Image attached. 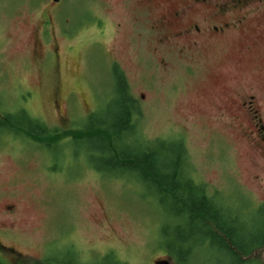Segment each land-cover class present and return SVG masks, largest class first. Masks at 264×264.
Masks as SVG:
<instances>
[{
  "label": "rangeland",
  "instance_id": "rangeland-1",
  "mask_svg": "<svg viewBox=\"0 0 264 264\" xmlns=\"http://www.w3.org/2000/svg\"><path fill=\"white\" fill-rule=\"evenodd\" d=\"M87 5L92 14L85 20L73 12L82 6L79 0H65L62 14H53L47 0H0V112L20 116L19 93L26 92L20 94L27 101L24 112L69 133L48 149L0 128V201L14 204L15 219L14 227L0 233V262L173 264L159 246L164 227L171 232L174 225L150 189L129 175L95 171L93 165H100V159L88 158L85 148L76 153L73 149L71 135L91 115L102 117L111 107L112 65L123 72L136 102L142 137L165 143L168 135L182 139L194 182L231 207L244 208L245 202L242 218L259 216V221L261 215L251 210L264 202V193L252 181L246 141L221 121L200 119L187 110L186 86L168 95L161 70L156 69L150 89L152 70L140 59L128 14L115 4L104 8L92 0ZM53 15L71 34L57 36L56 69L52 38L36 45L42 22ZM82 21L88 26L83 31L78 29ZM94 21L98 27H93ZM59 145H66L64 151ZM249 258L264 264V248Z\"/></svg>",
  "mask_w": 264,
  "mask_h": 264
},
{
  "label": "flooded vegetation",
  "instance_id": "flooded-vegetation-1",
  "mask_svg": "<svg viewBox=\"0 0 264 264\" xmlns=\"http://www.w3.org/2000/svg\"><path fill=\"white\" fill-rule=\"evenodd\" d=\"M47 1L53 14H62L65 0ZM91 1L79 0L82 6L73 8L74 14H82L88 20L87 14L92 13L87 4ZM96 1L104 8L115 4L128 14L130 29L141 50L140 59L152 70L150 89H154L156 69L161 70L167 79L163 85L168 88V95H176L186 86L190 91L185 101L187 110L200 119L221 121L219 124L246 141L251 153L252 181L264 193V0ZM57 21L55 15L44 19L36 34L37 46L47 43L48 36L52 38L53 69L57 68V36L71 37ZM84 22L78 29L88 28ZM97 23L94 21V28ZM76 24L72 22L73 26ZM43 51L47 64L48 48ZM22 93L26 92L19 93L21 115L48 130H58L24 112L27 101L20 97ZM7 115L0 112V122L8 120ZM172 136L168 138L182 142ZM262 205L264 202L257 207ZM13 206L9 200L0 201V233L14 227Z\"/></svg>",
  "mask_w": 264,
  "mask_h": 264
},
{
  "label": "trees",
  "instance_id": "trees-1",
  "mask_svg": "<svg viewBox=\"0 0 264 264\" xmlns=\"http://www.w3.org/2000/svg\"><path fill=\"white\" fill-rule=\"evenodd\" d=\"M111 70V107L102 117L91 115L71 135L75 153L85 148L88 158L100 159V165H93L95 171L113 177L129 175L150 189V196L174 225L171 232L164 227L159 246L173 264H263L249 257L264 248V205L250 209L252 214L261 215L259 221V216L245 220L242 211L248 204L241 201L244 208L231 207L194 182L181 140L165 143L143 138L136 123V102L129 94L125 76L116 65ZM7 117L0 122L2 131L24 137L39 147L49 149L56 140L69 135L48 130L21 114ZM65 148L59 145L60 150Z\"/></svg>",
  "mask_w": 264,
  "mask_h": 264
},
{
  "label": "water",
  "instance_id": "water-1",
  "mask_svg": "<svg viewBox=\"0 0 264 264\" xmlns=\"http://www.w3.org/2000/svg\"><path fill=\"white\" fill-rule=\"evenodd\" d=\"M53 2H58V0H52ZM154 264H170V262L166 261V260H160V261H156L154 262Z\"/></svg>",
  "mask_w": 264,
  "mask_h": 264
}]
</instances>
